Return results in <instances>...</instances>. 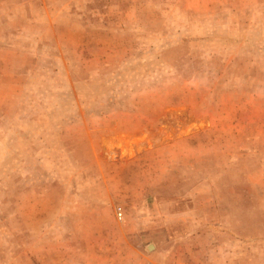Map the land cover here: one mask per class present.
<instances>
[{
  "label": "rangeland",
  "instance_id": "rangeland-1",
  "mask_svg": "<svg viewBox=\"0 0 264 264\" xmlns=\"http://www.w3.org/2000/svg\"><path fill=\"white\" fill-rule=\"evenodd\" d=\"M0 264H264V0H0Z\"/></svg>",
  "mask_w": 264,
  "mask_h": 264
},
{
  "label": "built area",
  "instance_id": "built-area-1",
  "mask_svg": "<svg viewBox=\"0 0 264 264\" xmlns=\"http://www.w3.org/2000/svg\"><path fill=\"white\" fill-rule=\"evenodd\" d=\"M117 214H118V217L120 218L121 217V214H122V212L120 211V209H118Z\"/></svg>",
  "mask_w": 264,
  "mask_h": 264
},
{
  "label": "water",
  "instance_id": "water-1",
  "mask_svg": "<svg viewBox=\"0 0 264 264\" xmlns=\"http://www.w3.org/2000/svg\"><path fill=\"white\" fill-rule=\"evenodd\" d=\"M149 248H153V245H149Z\"/></svg>",
  "mask_w": 264,
  "mask_h": 264
}]
</instances>
